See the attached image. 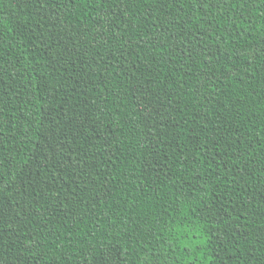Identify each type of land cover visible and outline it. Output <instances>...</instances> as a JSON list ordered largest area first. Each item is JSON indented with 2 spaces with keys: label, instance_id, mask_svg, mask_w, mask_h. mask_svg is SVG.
Segmentation results:
<instances>
[{
  "label": "trees",
  "instance_id": "trees-1",
  "mask_svg": "<svg viewBox=\"0 0 264 264\" xmlns=\"http://www.w3.org/2000/svg\"><path fill=\"white\" fill-rule=\"evenodd\" d=\"M0 264H264V0H0Z\"/></svg>",
  "mask_w": 264,
  "mask_h": 264
}]
</instances>
